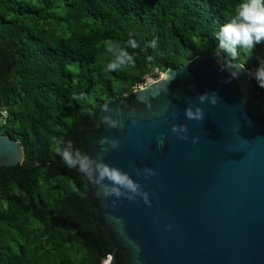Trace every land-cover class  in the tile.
Returning <instances> with one entry per match:
<instances>
[{
	"label": "trees",
	"instance_id": "1",
	"mask_svg": "<svg viewBox=\"0 0 264 264\" xmlns=\"http://www.w3.org/2000/svg\"><path fill=\"white\" fill-rule=\"evenodd\" d=\"M238 2L0 0V107L9 114L0 134L25 155L0 168V264H103L113 253L84 179L53 146L71 141L84 154L81 132L98 128L109 99L129 107L148 78L223 54L216 32ZM130 37L140 45L127 48L135 65L105 71V41L127 47ZM233 62L254 71L264 44ZM116 261L128 264L126 253Z\"/></svg>",
	"mask_w": 264,
	"mask_h": 264
},
{
	"label": "water",
	"instance_id": "2",
	"mask_svg": "<svg viewBox=\"0 0 264 264\" xmlns=\"http://www.w3.org/2000/svg\"><path fill=\"white\" fill-rule=\"evenodd\" d=\"M218 54L167 70L136 90L129 107L109 99L98 112V128L81 132L84 156L129 173L151 201L120 198L115 208L106 207L114 198L102 199L90 177L74 167L114 246L103 264H117L118 251L128 264H264V92L254 90L244 65L239 78L227 82L230 73L220 70ZM212 92L219 96L215 106L199 104L198 94ZM189 104L203 108L202 121L185 118ZM106 106L119 110L111 115L123 128L103 124ZM173 124L187 125L189 139L173 134ZM104 136L118 140V148L102 152L98 140ZM24 158L23 146L0 134V168ZM138 168L156 175L138 177Z\"/></svg>",
	"mask_w": 264,
	"mask_h": 264
},
{
	"label": "clouds",
	"instance_id": "3",
	"mask_svg": "<svg viewBox=\"0 0 264 264\" xmlns=\"http://www.w3.org/2000/svg\"><path fill=\"white\" fill-rule=\"evenodd\" d=\"M216 39L218 47L223 55L218 54L217 64L221 71H228L231 79L239 78L241 72L245 71V67L241 64H233V61H238L241 52L250 54L258 44H264V0H239V2L232 9L231 13L226 16V22L219 27L216 32ZM154 46V42L153 45ZM139 48L140 45L135 39L129 38L127 47H121L111 40L105 41V49L110 54L111 59L106 64L104 70L116 72L123 70L125 67L134 66L135 59L127 50ZM151 59V58H149ZM236 68L238 70L231 71ZM251 78H254L260 88H264V64H261L254 71L250 72ZM82 97H74V99H81ZM219 96L216 92L204 93L197 95L199 104L205 102L215 106L218 102ZM166 110V109H165ZM87 111V110H85ZM115 111L119 116V110H114L110 107H105L104 112L109 113L103 117V124L108 128L116 129L123 128V122L120 119H114L111 115ZM92 113H89L91 115ZM133 113L129 116L133 117ZM157 117L160 113H155ZM185 118L193 121H202L204 119L203 108L189 104L184 110ZM135 123V119L132 120ZM171 131L178 138L188 140V127L185 124H173ZM198 137L192 138V143L198 142ZM101 145V151L107 152L109 149H116L119 146V141L107 136L101 137L98 140ZM107 145L108 147H104ZM164 140L161 138L157 146L162 148ZM53 150L58 154L65 166L68 168L77 167L85 172L91 182L97 187L98 195L102 199L113 197L106 207L115 208L120 198H125L129 201L135 200L137 197L143 199L144 203L151 205L149 194L142 190L138 181L134 180L129 173L121 169L111 166L104 162L103 159H92L84 156L78 149L73 148V143L63 140L57 141ZM144 175L145 178L155 176L156 172L151 168L136 169V176ZM117 223H120L118 218L113 217ZM171 229V225L167 226Z\"/></svg>",
	"mask_w": 264,
	"mask_h": 264
},
{
	"label": "built area",
	"instance_id": "4",
	"mask_svg": "<svg viewBox=\"0 0 264 264\" xmlns=\"http://www.w3.org/2000/svg\"><path fill=\"white\" fill-rule=\"evenodd\" d=\"M152 82H153V79L152 81H149V78H148L147 82L141 87H145L151 84ZM8 118H9L8 112L0 107V124L2 123V125H4Z\"/></svg>",
	"mask_w": 264,
	"mask_h": 264
},
{
	"label": "rangeland",
	"instance_id": "5",
	"mask_svg": "<svg viewBox=\"0 0 264 264\" xmlns=\"http://www.w3.org/2000/svg\"><path fill=\"white\" fill-rule=\"evenodd\" d=\"M161 77H162V74H160L159 79H161ZM159 79H158V80H159ZM149 81H152V78H149ZM155 81H157V80H154V79H153V82H155ZM1 125H2V123L0 124V126H1Z\"/></svg>",
	"mask_w": 264,
	"mask_h": 264
},
{
	"label": "bare ground",
	"instance_id": "6",
	"mask_svg": "<svg viewBox=\"0 0 264 264\" xmlns=\"http://www.w3.org/2000/svg\"><path fill=\"white\" fill-rule=\"evenodd\" d=\"M106 264H109V262H106Z\"/></svg>",
	"mask_w": 264,
	"mask_h": 264
}]
</instances>
